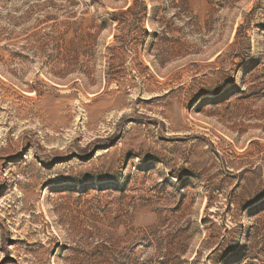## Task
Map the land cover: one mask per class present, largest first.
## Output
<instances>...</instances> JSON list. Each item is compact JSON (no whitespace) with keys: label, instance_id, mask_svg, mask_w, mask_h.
<instances>
[{"label":"rangeland","instance_id":"obj_1","mask_svg":"<svg viewBox=\"0 0 264 264\" xmlns=\"http://www.w3.org/2000/svg\"><path fill=\"white\" fill-rule=\"evenodd\" d=\"M0 264H264V0H0Z\"/></svg>","mask_w":264,"mask_h":264}]
</instances>
